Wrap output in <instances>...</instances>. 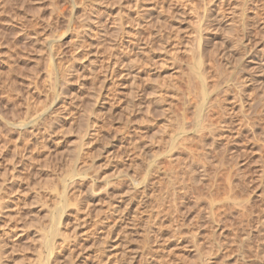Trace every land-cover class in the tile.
I'll return each instance as SVG.
<instances>
[{"label":"rangeland","instance_id":"obj_1","mask_svg":"<svg viewBox=\"0 0 264 264\" xmlns=\"http://www.w3.org/2000/svg\"><path fill=\"white\" fill-rule=\"evenodd\" d=\"M0 205L2 264H264V0H0Z\"/></svg>","mask_w":264,"mask_h":264},{"label":"bare ground","instance_id":"obj_2","mask_svg":"<svg viewBox=\"0 0 264 264\" xmlns=\"http://www.w3.org/2000/svg\"><path fill=\"white\" fill-rule=\"evenodd\" d=\"M119 27L121 28L122 26L119 25ZM121 30H122V29H121ZM121 30H120V31H121ZM199 71H200V70H199ZM196 74H197V76H199V78L203 81V83L206 81V79L204 78L205 76H204L203 74L201 75V73H199V72H197ZM244 82H245V81H244ZM245 84H246V83H245ZM204 85H205V83H204ZM202 91H203V90H202ZM205 92H206V91H205ZM206 93H207V92H206ZM204 100H205V99H204ZM212 109H213V108H212ZM202 112H203V105L200 106V107L198 108V112H197V116H198V124H197V125H198V126H197V127L200 128V129H202V130H204V129H208V130H209V127H208L209 125L205 126V124H203V123L201 122V120H200V118L202 119ZM242 112H243V111H242ZM260 112H261V111H260ZM212 113H213V112H212ZM207 116H208V115H207ZM245 119H246V118H245ZM221 120H222V118H221ZM257 121H258V120H257ZM217 123H218V122H217ZM224 124H225V123H224ZM251 126H252V125H251ZM210 127H211V126H210ZM247 129H248V128H247ZM249 129H250V128H249ZM208 130H207V131H208ZM252 130H253V129H252ZM209 131H210V130H209ZM211 131H212V130H211ZM211 131H210V132H211ZM251 132H252V131H251ZM210 134H211V133H210ZM212 134H213V132H212ZM207 135H208V134H207ZM208 136H209V135H208ZM213 137H214V136H213ZM201 138H202V137H201ZM203 139H205V138H203ZM213 139H214V138H213ZM215 139H216V138H215ZM201 143H203V142H201ZM203 144H204V143H203ZM203 144H202V145H203ZM202 145H201V146H202ZM206 146H207V145H206ZM185 147H186V146H185ZM202 147H203V146H202ZM207 147H208V146H207ZM203 148H204V147H203ZM197 149H198V148H197ZM206 149H207V148H206ZM189 151H190V150H188L187 153H188ZM191 151H192V150H191ZM195 151H197V150H195ZM185 152H186V150H185ZM192 152H193V151H192ZM198 152H199V150H198ZM206 152H207V151H206ZM187 153H186V154H187ZM194 154H197V153L194 152ZM194 154H192V155H194ZM198 154H199V153H198ZM198 154H197V155H198ZM205 154H206V153H205ZM197 155H196L195 157H197ZM189 156H191V155L189 154ZM198 156H200V155H198ZM203 156H204V155H203ZM205 156H206V155H205ZM217 156H218V155H217ZM195 157H194V158H195ZM219 157H220V156H219ZM194 158H193V156H192V159H191V160H193ZM217 158H218V157H217ZM224 158H225V157H224ZM195 159H196V158H195ZM215 159H216V158H215ZM196 160H198V158H197ZM220 161H221V160H220ZM229 161H230V160H229ZM233 161H234V160H233ZM191 162H192V161H191ZM191 162H190V163H191ZM197 163H198V164H197ZM216 163H217V162H216ZM186 164H187V163H186ZM186 164H185V165H186ZM191 164H194V166H195V164H197L198 166H200V167H199L200 169L202 168L201 172H204V171H205V169H203V168L205 167V166L203 167V165H202L203 163L200 164V162H198V161H197V162L194 161V162L191 163ZM220 165H221V164H220ZM190 166H192V165L189 164V165H188V168H189ZM222 167H223V166H222ZM185 168H186V170H187V167H186V166H185ZM190 168H192V167H190ZM183 169H184V168H183ZM167 170H169V169H167ZM189 170H190V169H188V172H187V171L185 172V171L183 170V171L185 172V174L182 173L183 171L181 170L182 175L184 174V175L186 176V173H188V175H189V174H190V173H189ZM169 171H170V170H169ZM174 172H175V171H174ZM190 172H192V171L190 170ZM205 172H206V171H205ZM205 172H204V173H205ZM192 174H193V173H192ZM201 175H202V174H201ZM204 175H205V174H204ZM176 176H177V175H176ZM191 176H192V175H191ZM194 176H195V175H194ZM205 176H206V175H205ZM171 177H172V174H171ZM181 177H182V176H181ZM182 178H183V177H182ZM184 178H185V177H184ZM195 178H196V177H195ZM169 179H170V178H169ZM176 179H177V178H176ZM185 179H186V178H185ZM173 181H174V180H173ZM187 181H188V180H187ZM192 181H193V180H192ZM205 181H206V180H205ZM208 181H209V180H208ZM171 182H172V180H171ZM181 182H183V181H182V180L180 181V185H181ZM194 182H195V181H194ZM183 183H184V182H183ZM183 183H182V184H183ZM187 183H188V182H187ZM192 183H193V182H192ZM195 183H196V182H195ZM200 183H201V182H200ZM200 183H199V184H200ZM184 184H185V183H184ZM184 184H183V185H184ZM190 184H191V183H190ZM196 184H197V183H196ZM196 184H195V185H196ZM178 185H179V183H178ZM180 185L178 186V189H177V190H174V191H179V187H180ZM183 185H182V188L184 187ZM191 185H192V184H191ZM186 186H187V185H186ZM174 187H175V186H174ZM187 187H188V186H187ZM187 187H186V188H187ZM192 187H193V186H192ZM194 187H196V186H194ZM213 187H214V186H213ZM176 188H177V187H176ZM180 188H181V187H180ZM196 188H197V187H196ZM183 189H185V188H183ZM180 190H181V189H180ZM194 190H195V189H194ZM212 190H213V189H212ZM183 191H185V190H183ZM186 192H187V191H186ZM171 194H173V193H171ZM171 194L169 193V196H170ZM173 195H174V194H173ZM173 195H172V196H173ZM175 195H176V194H175ZM175 195H174V196H175ZM177 196H178V193H177ZM183 196H184V195H183ZM187 196H188V195H187ZM232 196H233V195H232ZM175 197H176V196H175ZM233 197H234V196H233ZM233 197H231V200H232L233 202L238 201V200H237V197H236V198H233ZM166 198H167V197H166ZM170 198H171V197H170ZM170 198H169V199H170ZM229 198H230V197H229ZM174 199H175V198H174ZM173 201H174V200H173ZM173 203H174V202H173ZM235 204H238V205H239V203H237V202H236ZM243 204H244V203H243ZM169 205H170V204H169ZM246 205H247V204H246ZM248 205H249V204H248ZM172 206H173L172 209H174V204H173ZM175 206H176V205H175ZM243 206H244V205H243ZM249 206H250V205H249ZM241 207H242V206H241ZM1 208H2V206L0 205V209H1ZM169 208H171V207H169ZM176 208H177V207H176ZM176 208H175V209H176ZM242 208H243V207H242ZM246 208H247V207H246ZM251 208H252V206H251ZM176 211H177V210H176ZM252 211H253V210H252ZM210 212H211V216H214V215H215L214 212H213V210H212V207H211V211H210ZM261 212H262V211H261ZM253 213H255V212H253ZM1 214H2V213H1ZM244 214H245V213H244ZM249 214H250V213H249ZM241 215H242V214H241ZM259 215H262V214L259 213ZM209 216H210V215H209ZM226 216H227V215H226ZM227 217H228V216H227ZM252 217H253V216H252ZM261 217H262V216H260V218H261ZM257 218H259V216H258ZM260 218H259V219H260ZM262 218H263V217H262ZM262 218H261V219H262ZM261 219H260V220H261ZM263 220H264V219H263ZM243 221H244V220H243ZM246 221H247V220H246ZM258 221H259V220H258ZM247 223H248V222H247ZM258 223H259V222H258ZM249 225H250V224H249ZM49 243H51L52 245L54 244V242H49ZM51 244H48V245H49L50 247H52ZM4 247H5V246H4ZM54 247H55V246H54ZM4 255H5V253L3 252V244L0 242V264H2V257L4 258ZM209 255H210V254H209Z\"/></svg>","mask_w":264,"mask_h":264}]
</instances>
